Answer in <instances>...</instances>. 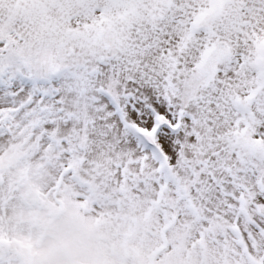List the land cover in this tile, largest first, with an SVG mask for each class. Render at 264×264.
<instances>
[{
	"label": "snow or ice",
	"instance_id": "obj_1",
	"mask_svg": "<svg viewBox=\"0 0 264 264\" xmlns=\"http://www.w3.org/2000/svg\"><path fill=\"white\" fill-rule=\"evenodd\" d=\"M0 264H264V0H0Z\"/></svg>",
	"mask_w": 264,
	"mask_h": 264
}]
</instances>
